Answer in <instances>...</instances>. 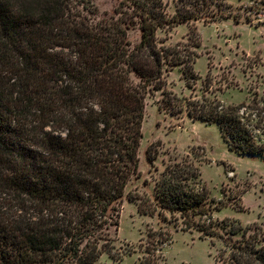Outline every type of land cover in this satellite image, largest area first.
I'll return each instance as SVG.
<instances>
[{
    "label": "trees",
    "instance_id": "obj_1",
    "mask_svg": "<svg viewBox=\"0 0 264 264\" xmlns=\"http://www.w3.org/2000/svg\"><path fill=\"white\" fill-rule=\"evenodd\" d=\"M173 1L171 16L163 0H120L93 24V0H0V264H95L104 254L119 262L135 253L119 252L113 233L139 174L147 94L163 89L175 66L187 83L198 76L195 54L159 46L157 31L193 26L189 39L198 48L197 22L241 21L230 0ZM136 28L141 39L133 44L128 31ZM187 112L216 124L230 151L264 159V96L228 106L188 100ZM156 157L150 147L148 159ZM200 180L198 166L175 162L156 182L154 199L128 198L140 201L143 215L160 205L180 213L186 230L215 235L213 213L225 204L209 205ZM253 227L229 240L228 264H264V244L247 237ZM147 236L153 248L141 264H160L155 254L173 236L152 228Z\"/></svg>",
    "mask_w": 264,
    "mask_h": 264
},
{
    "label": "rangeland",
    "instance_id": "obj_2",
    "mask_svg": "<svg viewBox=\"0 0 264 264\" xmlns=\"http://www.w3.org/2000/svg\"><path fill=\"white\" fill-rule=\"evenodd\" d=\"M119 1L93 0L98 14H87L91 22L96 24L106 14L113 15ZM163 1L168 4V14L174 15V1ZM230 2L233 15L241 16L240 23L232 17L208 24L197 22L198 48L189 39L193 26L166 25L157 31L159 46H179L186 54H195L194 69L198 76L187 83L182 67L175 66L165 71L163 89L149 90L139 150V174L132 177L126 188L119 232L113 233L119 252L134 250L135 253L119 262L104 254L95 264H141L147 247L153 248L148 241L149 228L163 229L173 236L172 242L162 245V250L155 254L160 264H228L229 240L243 239L242 229L254 224L259 228H251L247 237L259 238L258 243L264 244V159L230 151L216 124L192 119L187 112L188 100L207 98L228 106L250 103L254 93L264 96V0ZM128 35L133 44L141 39L139 28L129 30ZM165 93H173L177 99L165 97ZM169 103L172 106L179 103L183 110L174 111ZM150 147L152 152L157 151L154 162L148 159ZM175 162H190L200 168L199 186H207L209 205L224 202L225 206L213 213L215 235L186 230L180 213H171L160 205L156 215H143L138 208L140 201L129 200V193L154 199L156 182L166 167ZM225 219H230L227 224ZM205 220L206 217L197 218V221Z\"/></svg>",
    "mask_w": 264,
    "mask_h": 264
}]
</instances>
